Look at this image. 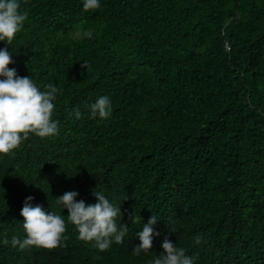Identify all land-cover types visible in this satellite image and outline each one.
<instances>
[{
    "label": "trees",
    "instance_id": "obj_1",
    "mask_svg": "<svg viewBox=\"0 0 264 264\" xmlns=\"http://www.w3.org/2000/svg\"><path fill=\"white\" fill-rule=\"evenodd\" d=\"M21 11L23 30L0 48L20 77L62 90L60 130L0 154V264H148L166 238L197 264H264V0H101L88 11L21 0ZM105 95L112 116L92 118ZM94 189L121 204L122 244L99 252L67 223L62 246L12 247L28 196L67 221L56 198L75 190L95 204ZM152 215L160 235L136 256Z\"/></svg>",
    "mask_w": 264,
    "mask_h": 264
},
{
    "label": "clouds",
    "instance_id": "obj_2",
    "mask_svg": "<svg viewBox=\"0 0 264 264\" xmlns=\"http://www.w3.org/2000/svg\"><path fill=\"white\" fill-rule=\"evenodd\" d=\"M82 3L85 11L101 8V0H82ZM28 19L27 11H21V0H0V41L10 45ZM92 35L91 30L86 33L89 39ZM10 63L14 61L8 48H0V154H14V150L28 139L29 133L43 138L59 135L60 130V122L53 116L62 90L54 84H48L41 90L30 76L20 77L15 68H9ZM88 108L92 118L108 119L113 113L112 101L106 95L99 97ZM74 115L76 119L82 118L79 109ZM92 195L96 198L95 204L77 200L79 192L75 190L56 198V204L68 211L67 221L42 204L34 205L32 201L35 198L28 196L20 213L24 217L26 236L23 239L13 236L12 247L25 250L32 246L47 249L62 246L67 239V223L75 225L78 239L94 242L99 252L109 250L114 243L122 244L129 233V226L121 223V204L103 191L94 189ZM157 220L152 215L137 233L140 244L133 249L136 256L147 254L152 249L154 236L160 235L153 227ZM202 242L203 237L197 235L195 245ZM2 243L6 245L9 241L4 239ZM162 249L164 251L149 260L148 264H197L198 257L188 255L185 248L178 247L177 243L167 238L162 242Z\"/></svg>",
    "mask_w": 264,
    "mask_h": 264
},
{
    "label": "rangeland",
    "instance_id": "obj_3",
    "mask_svg": "<svg viewBox=\"0 0 264 264\" xmlns=\"http://www.w3.org/2000/svg\"><path fill=\"white\" fill-rule=\"evenodd\" d=\"M83 33H84L83 31L78 30L75 33H73V35L76 36V37H80V36L83 35Z\"/></svg>",
    "mask_w": 264,
    "mask_h": 264
}]
</instances>
